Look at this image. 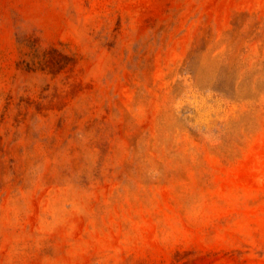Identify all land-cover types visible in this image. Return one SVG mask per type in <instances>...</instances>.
<instances>
[{
  "label": "rangeland",
  "instance_id": "obj_1",
  "mask_svg": "<svg viewBox=\"0 0 264 264\" xmlns=\"http://www.w3.org/2000/svg\"><path fill=\"white\" fill-rule=\"evenodd\" d=\"M0 264H264V0H0Z\"/></svg>",
  "mask_w": 264,
  "mask_h": 264
}]
</instances>
